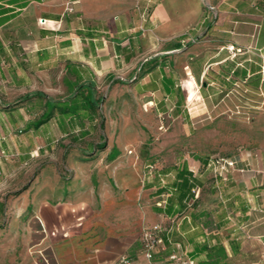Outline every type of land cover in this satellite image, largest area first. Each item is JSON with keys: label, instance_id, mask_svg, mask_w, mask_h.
Here are the masks:
<instances>
[{"label": "crops", "instance_id": "obj_1", "mask_svg": "<svg viewBox=\"0 0 264 264\" xmlns=\"http://www.w3.org/2000/svg\"><path fill=\"white\" fill-rule=\"evenodd\" d=\"M192 30L198 41L177 50L176 41ZM228 46L241 52H230ZM151 58L158 63L135 88L143 97H167L175 119L187 118L183 110L189 108L187 93L192 102L199 83L204 85L199 92L206 108L225 102L224 94L240 84L264 93V0H0V105L52 88L73 92L77 85L92 83L99 91L98 80H125ZM45 103L35 100L20 110H0V139L11 135L7 123L22 124L30 136L53 121L80 122L56 115L40 129H29ZM27 114L37 117L28 120ZM79 156L83 163L95 160H83L91 156L88 151ZM255 156L257 160L250 155L240 161L228 157L236 161L238 171L216 180L217 206L207 207L202 201L200 212L191 210L180 230L172 233L167 250L157 255L159 264H170L175 243H181L197 264H209L203 247L218 244L227 249V264L246 258L249 264H264V150ZM92 166L83 165L91 172L84 176L86 185L71 183L62 193L58 189L56 208L63 212L44 208L39 212L46 225L41 244L53 247L65 264H117L122 255L146 264L141 230L166 223L180 212L178 192L166 207H151L148 194L118 191L113 178L122 181L119 166L100 165L97 171ZM184 168L197 169L199 173L190 172L191 177L203 182L198 166ZM95 171L101 175L95 177L97 186H91ZM179 184L177 174L173 186ZM69 206L75 208L70 213ZM70 223L77 227L68 229Z\"/></svg>", "mask_w": 264, "mask_h": 264}, {"label": "rangeland", "instance_id": "obj_2", "mask_svg": "<svg viewBox=\"0 0 264 264\" xmlns=\"http://www.w3.org/2000/svg\"><path fill=\"white\" fill-rule=\"evenodd\" d=\"M185 80L187 77L183 83ZM110 81L109 78L97 81L98 96L103 102L92 121L64 125L53 121L41 133L33 132L30 136L22 124L7 123L11 135L3 134L0 139V264H65L53 247L41 244L46 225L39 212L43 208L53 212L62 210L56 208L58 189L62 193L63 186L68 191L67 185L88 181L84 176L91 172L83 165H93L90 169L96 171L100 165L119 166L122 183L113 180L120 193L135 189L140 197L151 196L149 206L164 208L177 195L172 189L178 169L194 164L201 169L203 182L196 181L195 193L192 191L179 206L181 212L188 214L196 209L200 212L202 201L207 207L217 206L220 189L205 169L207 159L220 155L240 161L250 155L257 160L255 155L264 150V93L250 90L247 84L227 91L225 102L219 106L206 108L200 102L199 92L204 85L199 83L198 95L192 102L186 92L191 112L183 108L187 117L183 120L171 116L167 97H143L133 80L130 85L112 87ZM44 93L61 100L71 92L52 88ZM36 117L27 114L28 120ZM104 138L108 150L94 156ZM113 146L121 155L110 160L107 153ZM83 150L92 153L95 160L81 162L79 154ZM152 165L155 170L149 175ZM96 171L91 186H97L95 177L101 175ZM73 209L69 206L67 211ZM76 224L67 228L72 230ZM246 260H233L230 264H249Z\"/></svg>", "mask_w": 264, "mask_h": 264}, {"label": "trees", "instance_id": "obj_3", "mask_svg": "<svg viewBox=\"0 0 264 264\" xmlns=\"http://www.w3.org/2000/svg\"><path fill=\"white\" fill-rule=\"evenodd\" d=\"M209 25L210 23L207 24V27ZM189 34L197 40L198 34L196 33L195 30L190 31ZM187 39H188L187 35L180 37L176 41L177 44L176 49L177 50L186 49L195 44L193 42H186ZM157 63H158L157 58H151L143 62L140 68L138 69V71L132 76L130 80L131 81L133 80L134 84L136 85L140 79L144 78L146 73L152 72L154 66ZM110 80L112 82V86L114 85L126 86L131 84V81L126 79L122 80V79H116L115 77H110ZM35 100L46 101V103L45 106L43 107L42 115L29 126V129H40L42 126H45L49 122H51L56 117V115H61L63 117H70V116L75 117L80 122L91 121L93 120L95 115L98 114L100 105L103 102V98L98 96V91L96 90V86L90 83L88 85L75 86V90L71 92L70 96L64 100H55L52 98H48L44 93H34V94L26 95L25 97L17 101H14L13 103L7 105H0L1 108L0 110L1 112H11L12 110H20L23 104ZM100 126L103 130L104 129L103 120L100 123ZM99 146L100 147H98V150L95 153L104 152L108 149L105 138L103 139V142L99 144ZM119 155L120 154L117 147L113 146V149L109 154L108 159L114 160ZM90 157L88 156L83 160L86 161L92 160L93 158L91 157V159H89ZM191 176L192 174L187 170V168L180 169L178 173L180 184L178 187H174L172 189L173 191L178 192L177 196L181 205L184 202H186V199L191 194L192 189H194V187L196 186L195 178ZM169 211L170 209H168V212ZM180 213L183 212L180 211L179 213H177V215H179ZM232 250L234 252H237L236 251L237 246L233 244ZM203 252L206 253L209 264H227L226 259L228 258V252L223 244H218L214 247H209L208 245H205L203 247Z\"/></svg>", "mask_w": 264, "mask_h": 264}, {"label": "built area", "instance_id": "obj_4", "mask_svg": "<svg viewBox=\"0 0 264 264\" xmlns=\"http://www.w3.org/2000/svg\"><path fill=\"white\" fill-rule=\"evenodd\" d=\"M45 20H40L41 25H46ZM186 42L196 43V40L189 33L187 34ZM228 51L240 53L241 49H235L234 46H228ZM261 75L264 78V65L261 67ZM191 78V76H189ZM163 129V127H161ZM132 153V152H131ZM149 175L155 170V166H149ZM206 171H209L215 180H219L227 177L228 175L238 171L237 163L233 158L223 157L220 155L212 156L207 159L205 164ZM190 172L193 175H197L199 171L197 169H191ZM194 193L196 189L192 190ZM171 195H168V198ZM166 203V202H165ZM188 220V215L180 213L174 217H169L166 223H159L154 226H145L140 233V242L142 247V253L146 264H159L156 257L159 253H163L168 248V243L171 244V235L175 231H179L182 223ZM173 252L169 256L170 264H197L196 261L191 258L186 251H183L181 243H175ZM117 264H135L134 260L128 255H122Z\"/></svg>", "mask_w": 264, "mask_h": 264}]
</instances>
